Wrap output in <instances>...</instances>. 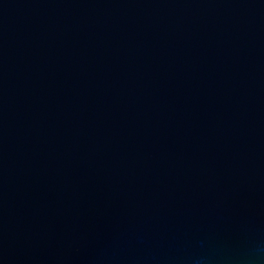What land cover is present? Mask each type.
<instances>
[{"label":"water","instance_id":"95a60500","mask_svg":"<svg viewBox=\"0 0 264 264\" xmlns=\"http://www.w3.org/2000/svg\"><path fill=\"white\" fill-rule=\"evenodd\" d=\"M0 264H264V0H0Z\"/></svg>","mask_w":264,"mask_h":264}]
</instances>
